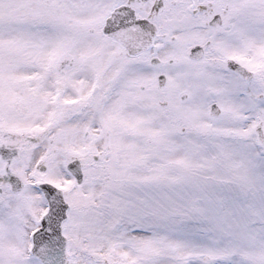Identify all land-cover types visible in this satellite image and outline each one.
<instances>
[{"label":"snow or ice","instance_id":"obj_1","mask_svg":"<svg viewBox=\"0 0 264 264\" xmlns=\"http://www.w3.org/2000/svg\"><path fill=\"white\" fill-rule=\"evenodd\" d=\"M0 264H264V0H0Z\"/></svg>","mask_w":264,"mask_h":264}]
</instances>
